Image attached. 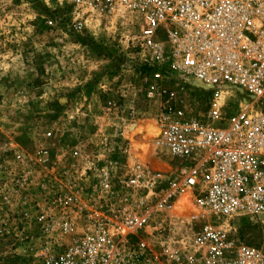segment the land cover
I'll list each match as a JSON object with an SVG mask.
<instances>
[{
    "label": "built area",
    "instance_id": "built-area-1",
    "mask_svg": "<svg viewBox=\"0 0 264 264\" xmlns=\"http://www.w3.org/2000/svg\"><path fill=\"white\" fill-rule=\"evenodd\" d=\"M41 1L76 30L133 31L160 84L148 90L160 111L145 157L167 171L141 159L92 167L93 208L73 199L84 225L2 208L0 242L34 238L31 264H264V242L241 233L264 226V0ZM182 215L197 229H172Z\"/></svg>",
    "mask_w": 264,
    "mask_h": 264
},
{
    "label": "rangeland",
    "instance_id": "rangeland-1",
    "mask_svg": "<svg viewBox=\"0 0 264 264\" xmlns=\"http://www.w3.org/2000/svg\"><path fill=\"white\" fill-rule=\"evenodd\" d=\"M157 83L132 30L88 23L76 30L56 5L0 0V223L1 209L10 208L24 218L63 213L84 225L73 199L77 208H93L92 167L129 168L141 159L134 144L147 146L150 138L129 139V121L156 128L160 104L148 90ZM142 159L167 171L161 156L158 163ZM185 216L171 221L177 233L197 229ZM241 233L249 243L264 242L262 225ZM36 245L34 238L0 242V264H31Z\"/></svg>",
    "mask_w": 264,
    "mask_h": 264
},
{
    "label": "bare ground",
    "instance_id": "bare-ground-1",
    "mask_svg": "<svg viewBox=\"0 0 264 264\" xmlns=\"http://www.w3.org/2000/svg\"><path fill=\"white\" fill-rule=\"evenodd\" d=\"M157 133L154 124L152 122H140L136 124L131 130L128 131L127 137L131 139L132 137L138 135V134H144V139L147 140L148 138L155 136ZM132 140V139H131ZM133 150L136 152L141 151L142 154L139 155L141 160L142 158L147 155L148 146H141L139 144H134ZM183 210V209H182Z\"/></svg>",
    "mask_w": 264,
    "mask_h": 264
}]
</instances>
